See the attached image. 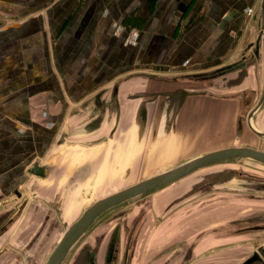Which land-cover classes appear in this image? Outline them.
Instances as JSON below:
<instances>
[{
  "label": "crops",
  "instance_id": "crops-1",
  "mask_svg": "<svg viewBox=\"0 0 264 264\" xmlns=\"http://www.w3.org/2000/svg\"><path fill=\"white\" fill-rule=\"evenodd\" d=\"M258 2L0 0V216L35 231L27 220H43L47 203L62 209L63 186L98 176L100 189L117 187L134 177L136 163L130 172L122 162L147 167L160 150L171 160L264 142L247 124L260 70L248 62L212 74L240 60L242 38L255 42L257 19L255 29L249 20ZM261 49L260 58L264 40ZM79 117L91 118L81 139L40 162ZM253 124L264 132V106ZM35 161L46 178L28 173ZM87 245L90 264H264L252 261L264 248V167L198 170L114 212Z\"/></svg>",
  "mask_w": 264,
  "mask_h": 264
},
{
  "label": "rangeland",
  "instance_id": "rangeland-1",
  "mask_svg": "<svg viewBox=\"0 0 264 264\" xmlns=\"http://www.w3.org/2000/svg\"><path fill=\"white\" fill-rule=\"evenodd\" d=\"M259 6H260V0L252 14H254L255 11L258 10ZM249 25H252L253 29H255V22L254 20H251V17L249 20ZM245 35H247L246 32L244 33V37ZM250 39L252 41L249 42L254 41L253 37H250ZM246 41H248L247 37L245 39L243 38L241 39V43L243 44V49H245ZM256 60L257 59H253V60L251 59L249 61L248 68H251V71H253L254 69L252 66H255L256 69H258L257 71L260 70L259 71L261 75L259 80V96H260L262 88L264 86V61H263V57L260 58V61L259 60L256 61ZM252 77L253 75L251 76V78ZM90 120L91 118L89 119L88 118L82 119L81 117L69 118L65 124V127H62L49 153L44 158L39 159V161L54 162L55 159L54 157L56 155L57 156L59 155V152L63 147L72 145L73 143H75V141L77 142L79 139H81L80 138L81 136H77V135H79L80 132H83L85 130V127L88 124L87 122H89ZM111 121L113 122L112 125L116 126L117 120L112 119ZM253 135L264 141V138H261L255 133ZM250 142L252 146L264 150V142L259 140L257 141L250 140ZM211 149H212L211 147L202 148L200 150L190 149L188 151V154H185L184 156L181 155L182 153L176 152L175 156H173L171 160L164 159L168 151L160 150L158 162H152V163L148 162L149 164L147 167H144L141 163L138 165L137 162H122V168H124V171H130V172L134 171L131 165L135 163L137 165V171L134 177L127 174V176H125V180L120 184L121 186L108 187L107 185L103 184V186L100 189L97 185V182L94 185V181H97V179L99 178L98 176H94L95 178L89 184H84L85 183L84 181L70 186H65V187L63 186L62 187L63 201L61 202L63 203L62 209L60 208V205H55V203L53 204L47 203L46 204L47 210L48 212L50 211L51 213L44 215L43 220L37 219L36 223L32 222V219L27 220V223L31 225L35 231H31L30 228L25 229V225L22 226V218H20L17 222H14L12 220V217L10 218L9 216L8 217L4 216L3 218L6 217L7 218L5 221H3L2 224L3 226L1 225L0 227V228L4 227L3 231H1L0 233V237H1L0 240L1 242H3L1 244L2 246H0V256H2L0 257V264H7L8 259H12L14 257L17 259L16 262L10 263L9 260L8 264H46L49 256L57 246L58 242L60 241L61 237L68 229V227L72 223H74L81 216L83 211L87 207L91 206L94 202L112 193L117 192L122 187H126L138 181L156 176L197 156L209 153ZM31 159L33 160V158ZM227 163H232V164L248 163V164H255V166L264 167L261 164L247 160H240L236 162H227ZM139 166H141L142 168L139 169ZM69 176H70L69 173L67 174L63 173V177L61 176L60 179L65 180ZM18 191L20 190L18 189ZM148 195L149 194L142 196L134 200L133 202L131 201V203L128 204L126 203L123 206L121 205V207H117L114 210L109 211L103 216H101L96 221L94 226L90 229V231L83 237V239L80 241L78 246L75 248L67 264H90L88 261L89 256L87 251V247H88L87 244H88V240H90V235H92L93 230L98 228L102 224V222H104V220H107L117 210L126 208L130 204ZM15 198H17V194L14 192L13 195H11V200ZM57 201L60 204V200ZM19 202L23 203L24 200L22 199ZM30 204L38 207L41 205V202L36 197H30ZM49 204L52 205V209H50ZM66 205L67 207H65ZM53 219H54V223H53ZM5 254H10L12 256L11 258L10 256H8L7 258Z\"/></svg>",
  "mask_w": 264,
  "mask_h": 264
},
{
  "label": "water",
  "instance_id": "water-1",
  "mask_svg": "<svg viewBox=\"0 0 264 264\" xmlns=\"http://www.w3.org/2000/svg\"><path fill=\"white\" fill-rule=\"evenodd\" d=\"M252 19H257V37L255 40V46L253 42L246 41L245 49L238 62L218 68L212 74L223 76L244 68L251 59H260L262 51L261 44L264 40V0H261L260 6L253 14ZM252 46H254L253 54L250 52V48ZM263 106L264 86L257 104L252 109L247 111L248 113L246 112L248 127L253 133L260 136L261 138H264V132L258 130L254 126L253 119L255 114ZM240 160L252 161L264 166V151L247 146L226 147L215 150L197 156L161 174L140 181L128 188L117 191L97 200L91 206L87 207L81 216L68 227L57 246L49 256L46 264H67L73 251L78 246L83 237L90 231L96 221L107 212L112 211L117 207H121V205L123 206L126 203H131V201L133 202L142 196L174 184L184 177H187L203 168ZM28 173L39 178H46L48 176L49 170L46 165H41L39 161H35L28 169ZM15 193L18 196L21 195L17 189L15 190ZM256 260H264V248H261L253 256L252 261Z\"/></svg>",
  "mask_w": 264,
  "mask_h": 264
},
{
  "label": "flooded vegetation",
  "instance_id": "flooded-vegetation-1",
  "mask_svg": "<svg viewBox=\"0 0 264 264\" xmlns=\"http://www.w3.org/2000/svg\"><path fill=\"white\" fill-rule=\"evenodd\" d=\"M2 217H3V216H0V220L2 219ZM1 225H2V224H1ZM16 260H17V259H16L15 257L12 258V263H13V262H16Z\"/></svg>",
  "mask_w": 264,
  "mask_h": 264
}]
</instances>
